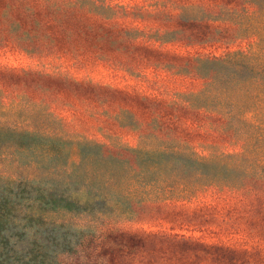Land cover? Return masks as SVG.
Segmentation results:
<instances>
[{"label": "rangeland", "instance_id": "rangeland-1", "mask_svg": "<svg viewBox=\"0 0 264 264\" xmlns=\"http://www.w3.org/2000/svg\"><path fill=\"white\" fill-rule=\"evenodd\" d=\"M188 6L185 0H3L0 177L16 181V186L28 182L60 186L78 202L106 203L101 209L104 216L98 206L84 214L51 213L49 218L56 222L86 227L99 223L101 230L112 224L133 231L166 230L211 243L212 228L225 227L221 216L226 207L220 203L221 212L213 210L210 192L212 182L217 184L223 176L222 169L213 166L207 169L210 179L197 178L199 171L181 159L124 151L118 155L102 148L193 152L221 164L230 162L225 152L235 139L232 134H199L185 126V119L168 125L160 117L171 110L166 112L161 103L149 111V101L140 97L146 92L143 95L172 103L209 105L216 102L215 87L227 88L229 72L187 64L174 55L195 51L193 26L177 19L189 14ZM158 44L173 54L157 51ZM219 49L227 54L225 47ZM239 50L246 52L243 44ZM46 72L65 78L46 79ZM66 75L92 84L75 87L67 84ZM243 75L250 76L247 71ZM103 85L125 94L109 93L99 87ZM182 117L201 120L194 114ZM212 122L220 125L218 119ZM22 132L35 136H18ZM44 136H59L64 143L49 144ZM84 143L96 147L82 149ZM247 150L238 164L264 177V144H248ZM5 179H0V189L8 187ZM26 207L19 208L22 215ZM156 249L138 256V264H174ZM181 250L185 252L169 255L178 256L175 264H221L203 248Z\"/></svg>", "mask_w": 264, "mask_h": 264}, {"label": "trees", "instance_id": "trees-1", "mask_svg": "<svg viewBox=\"0 0 264 264\" xmlns=\"http://www.w3.org/2000/svg\"><path fill=\"white\" fill-rule=\"evenodd\" d=\"M151 1L155 0H148V3ZM185 2L189 5L186 8L189 14L177 19L193 26L191 31L195 42L192 47L195 51L185 50L174 55L187 64L211 66L229 72L225 78L227 88L215 87L212 91L216 102L209 105L188 101L172 103L143 95L146 92L140 97L149 101V111L153 105L161 103L166 107V112L171 110L166 116L160 117L168 125L185 119V126L199 134H232L235 139L227 144L225 152L230 162L221 164L217 159L198 156L193 152L178 153L163 149L142 152L109 145L102 148L118 155L124 151L168 161L171 158L181 159L199 171L197 178L210 179L207 169L213 166L222 169L223 176L218 177L221 181H216L217 184L212 182L210 192L215 200L213 210L220 213V203L226 207L225 215L221 216L225 227L219 229L214 226L211 230L212 242L206 243L203 237L166 230L133 231L115 224L101 230L103 228H100L99 223L86 227L66 221L56 222L49 218L51 213L84 214L96 210L98 206L101 207L98 213L104 216L101 209L106 203L98 199L78 202L60 186L53 188L33 182L16 186V181L0 177L8 183L7 188L0 189V264H124L126 260H129V264H138L136 258L152 248H157L162 258L171 259L175 264L178 256L169 257L170 253L185 252L181 248L187 246L207 250L209 257L221 264H264V177L257 174L255 169L244 168L237 162L238 158L248 153V144H264V0ZM68 3L74 4L73 1ZM226 32L230 35L221 37ZM242 44L246 52H240ZM159 45L156 46L160 49L157 51L162 50L166 54L172 52L164 45ZM221 46L227 49V54L219 53ZM232 47L236 52H229ZM246 71L250 76L243 75ZM43 74L46 79L65 78L53 77L48 72ZM67 77V84L75 87L92 84L86 78ZM99 87L109 93H124L108 85ZM222 95L223 100L219 98ZM184 114L197 115L201 120L184 118ZM216 119L220 120V125L212 122ZM28 133L17 134L21 137L35 136ZM43 139L49 144L63 142L59 136H44ZM239 139L243 143L238 144L236 141ZM93 146L84 143L80 147L93 149ZM8 189L10 191L7 193ZM23 205H27V212L22 215L20 207ZM238 224H243V227H238ZM85 251L88 252L85 254Z\"/></svg>", "mask_w": 264, "mask_h": 264}]
</instances>
